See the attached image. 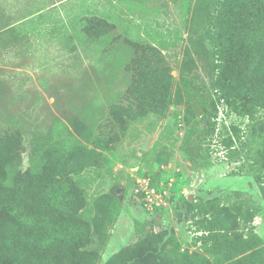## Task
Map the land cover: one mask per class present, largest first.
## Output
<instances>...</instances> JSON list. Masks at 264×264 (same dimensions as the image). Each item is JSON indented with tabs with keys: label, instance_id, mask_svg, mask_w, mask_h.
Instances as JSON below:
<instances>
[{
	"label": "rangeland",
	"instance_id": "rangeland-1",
	"mask_svg": "<svg viewBox=\"0 0 264 264\" xmlns=\"http://www.w3.org/2000/svg\"><path fill=\"white\" fill-rule=\"evenodd\" d=\"M45 1L0 0V128L21 132L23 171L54 151L78 149V167L90 155L68 185L81 199L77 219L89 226L80 249L106 264L165 231L167 242L146 264H190L195 253L214 263L198 239L204 227L220 237L253 229L264 247V167L254 160L264 148V106L250 113V100L246 114L228 113L218 100L205 34L210 0H71L34 24L18 22ZM100 23L121 48L112 83L95 59L109 44L88 33ZM154 79L167 86L162 100L128 89L155 95ZM210 120L216 128L205 136ZM186 199L215 204L203 214Z\"/></svg>",
	"mask_w": 264,
	"mask_h": 264
},
{
	"label": "trees",
	"instance_id": "trees-1",
	"mask_svg": "<svg viewBox=\"0 0 264 264\" xmlns=\"http://www.w3.org/2000/svg\"><path fill=\"white\" fill-rule=\"evenodd\" d=\"M69 1L46 0L40 6L35 4V8L23 12L18 22L34 24L39 17L55 15L59 12V5L64 6ZM210 3L214 5L215 12L210 17L205 34L212 47L210 52L214 59L218 100L228 106V113L234 111L241 114H246L243 108L250 100L254 101L248 109L251 113L255 104L264 106V0H210ZM93 25L90 21L85 29L89 31ZM105 28L101 24L99 28L87 32L99 43L107 41L109 44L108 41L113 39L106 37L109 32ZM123 47L128 45L123 44ZM108 48L110 52L96 56L99 64L96 71L107 74V82L112 83L117 74L116 66L120 63L118 52L121 48L111 44ZM90 63L93 65L91 58ZM160 84L153 80V85L158 87L155 95L143 90L142 86L137 87V84L128 89L132 94L138 93L148 100L156 95L162 100L167 86ZM214 109L217 111L216 104ZM215 128L216 121L210 120L204 135H209ZM233 129L237 133L239 128L234 125ZM21 143V132L17 128H0V264H66V256L69 264H95L97 254L80 249L89 226L77 219L81 199L68 186L70 173H79L90 155L78 167L74 161L80 153L78 149L61 154L54 151L49 159H35L23 171L18 166L22 160ZM227 146H233L232 137ZM93 151L89 150L90 154ZM254 160L262 164L261 168L264 167V148L256 152ZM185 203L207 214L215 200L195 202L186 199ZM245 213V218L252 220L253 214L249 211ZM223 221L231 228L227 215ZM234 222H238L237 217ZM52 229L59 231L57 233ZM228 232L220 237V234L209 233L204 227V233L198 239L213 255L214 263L196 253L191 255L189 263L264 264V247H259V239L253 229L248 231L247 236L238 231L233 232L234 235ZM167 233L147 234L137 243L114 254L106 264H146V260L160 252L167 242Z\"/></svg>",
	"mask_w": 264,
	"mask_h": 264
},
{
	"label": "water",
	"instance_id": "water-1",
	"mask_svg": "<svg viewBox=\"0 0 264 264\" xmlns=\"http://www.w3.org/2000/svg\"><path fill=\"white\" fill-rule=\"evenodd\" d=\"M191 197V196H190Z\"/></svg>",
	"mask_w": 264,
	"mask_h": 264
}]
</instances>
